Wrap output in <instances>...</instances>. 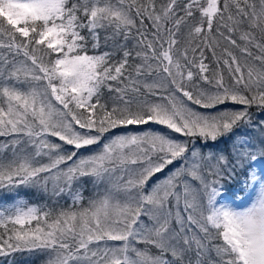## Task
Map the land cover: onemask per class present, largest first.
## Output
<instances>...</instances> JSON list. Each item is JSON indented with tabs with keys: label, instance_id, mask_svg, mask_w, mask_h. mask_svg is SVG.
<instances>
[{
	"label": "snow or ice",
	"instance_id": "1",
	"mask_svg": "<svg viewBox=\"0 0 264 264\" xmlns=\"http://www.w3.org/2000/svg\"><path fill=\"white\" fill-rule=\"evenodd\" d=\"M253 107L264 113V0H0V192L13 198L0 205V255L264 264ZM141 125L160 127L128 130ZM242 126L258 143L205 151ZM21 189L72 206H30Z\"/></svg>",
	"mask_w": 264,
	"mask_h": 264
},
{
	"label": "trees",
	"instance_id": "2",
	"mask_svg": "<svg viewBox=\"0 0 264 264\" xmlns=\"http://www.w3.org/2000/svg\"><path fill=\"white\" fill-rule=\"evenodd\" d=\"M134 41L131 42L129 44V49H132L134 47ZM225 47H227V45H225ZM111 48V42H109V46L108 48H102V51L105 50H109ZM230 51H233L234 54L238 57V59L240 60V62L243 64L245 63V57L243 55H241L239 53L238 50L235 49H229ZM91 54V51H90ZM207 55L209 56V67L210 69H213L215 71H222L224 73L225 79H228V71L226 69V67L224 66H217L216 62L214 60H211V54L207 53ZM222 54V50L220 48L217 49V56L221 57ZM251 62V61H249ZM130 63H133V61H130ZM106 91V90H105ZM231 107V105H230ZM252 115H253V119L254 121H259V120H264V113H262L259 109H257L256 107H253L251 109ZM151 127L152 129L156 130L158 129L160 126H155V125H151V126H129L130 131H141V130H148V128ZM246 131L249 132L250 139H252L254 142L259 141V139H255L254 137V133H259L258 130L254 129V128H249L248 126H242ZM242 129H238L236 130V133L234 136L232 137H228V138H222L221 140H219L218 142H216L215 145H210V147L208 149H205V151H212V152H217V151H223L225 152V154L231 153L233 150V141L234 138L238 139L239 137V133ZM118 133H123L125 131V129H119L116 130ZM259 135L261 136V134L259 133ZM242 137H245V135H243ZM4 138L0 137V141H2ZM56 139V138H55ZM54 139V140H55ZM235 142V141H234ZM85 178V182L81 183L77 190L83 195V204L84 206H87V200H89L90 198H92L91 196V186L88 184V182H86ZM19 199L24 200L28 205L30 206H37L40 207L42 209L45 210H51L53 208L56 209V211H59L61 208H68L70 206H72V198L71 196L68 195H64L63 198H56V197H52L50 193H43L41 191H36L33 189H21L20 190V194H19ZM13 202V198L6 196L4 193L0 192V205H6V206H10L11 203ZM141 244V248H144L143 243ZM46 260L47 257L42 256V254H30L27 252H15V253H11L8 256H2L0 255V264H46Z\"/></svg>",
	"mask_w": 264,
	"mask_h": 264
},
{
	"label": "rangeland",
	"instance_id": "3",
	"mask_svg": "<svg viewBox=\"0 0 264 264\" xmlns=\"http://www.w3.org/2000/svg\"><path fill=\"white\" fill-rule=\"evenodd\" d=\"M240 129H242V130H241L240 132H238V133H239V134H238V135H239L238 139L234 138V141H235V142H238L239 139L250 138V136H251V135L249 134V132L246 131L243 127H241ZM253 133H254V137H255V139H259V138H260L259 133H255V132H253ZM243 135H245V137H242ZM53 139H55V138H53ZM234 141H233V144H234ZM84 154L87 155L88 153H84ZM86 182H88V184H89V185L91 186V188H92V189H91V196L93 197V196L95 195L96 188H95L94 184L91 182V180L86 179ZM87 201H88V200H87ZM249 203H250V201H248V200H237V201H236V204L239 205L240 207H245V206H247ZM112 243L119 244L120 242H112ZM134 246L137 247V248L142 249L140 243H136ZM130 255H132V256L134 257V253H130Z\"/></svg>",
	"mask_w": 264,
	"mask_h": 264
}]
</instances>
